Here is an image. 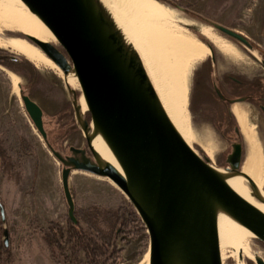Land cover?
Segmentation results:
<instances>
[{"label": "water", "instance_id": "water-1", "mask_svg": "<svg viewBox=\"0 0 264 264\" xmlns=\"http://www.w3.org/2000/svg\"><path fill=\"white\" fill-rule=\"evenodd\" d=\"M22 1L62 50L23 34L25 41L39 49L65 77L73 75L80 85V97L70 86L69 93L87 148L71 147L70 156L48 144L43 109L19 87L27 114L62 164L68 218L78 223L70 177L73 172H83L110 180L129 200L150 237V264H223L221 214L264 244V212L228 183L242 178L250 196L264 207V190L242 170V146L232 145L225 164L216 166L185 141L169 118L139 52L117 26L108 7L101 0ZM151 1L172 17L163 1ZM208 26L251 47L248 39L227 27L212 22ZM185 27L200 31L195 25ZM2 61L18 58L1 56ZM97 140L119 171L95 150ZM0 215L2 245L8 251L11 240L3 206ZM238 259L243 262L241 254ZM254 264H264L258 252L254 253Z\"/></svg>", "mask_w": 264, "mask_h": 264}, {"label": "rangeland", "instance_id": "rangeland-1", "mask_svg": "<svg viewBox=\"0 0 264 264\" xmlns=\"http://www.w3.org/2000/svg\"><path fill=\"white\" fill-rule=\"evenodd\" d=\"M161 1L171 11L170 21L173 25L201 42L191 30L185 27L186 24L196 25L208 40L219 47L227 45L228 41L221 38L217 31L211 29L208 23L212 22L221 26H224L223 23L227 25L234 23L236 27V21L231 20V17L247 12V5L243 1V4H236L234 0ZM229 2L232 4L229 5ZM248 4L253 13L247 14L249 22L246 19L241 20L243 26L239 25V29L249 27L251 17L256 19L257 16L262 15L261 3L255 8L253 4ZM176 8L183 10L179 11ZM231 13L232 16L229 17L228 14ZM223 15H227L229 19H225ZM251 28L253 29L252 26ZM9 33L22 34L1 28L0 42L6 44L12 37ZM53 44L59 47L57 41ZM220 48L225 49L223 51L230 50L229 48ZM0 51L6 52L1 56L12 55L18 60L23 59L22 56L13 55L14 52L3 45H0ZM202 62L190 64L187 70L189 95L186 126L189 132L197 138V142H192L191 146L199 154L209 156L216 166H223L220 161L221 157L229 151L227 144L208 123L200 120L198 116L194 118L189 108L194 73ZM10 64V61L0 62V149L6 157H9L12 164L10 172L4 171L1 161L3 156H0V201L3 203L11 240V248L8 250L10 256L2 255L0 264H62L58 263L57 256H54L48 243L43 239L44 233H48V225L51 222L59 223L64 229V233L67 232L69 218L62 187V164L52 155L27 114L18 89L19 85L22 86L24 93L30 96L45 112L48 122L47 130H57L52 143L62 137L59 147L54 146L56 150L67 149L63 148L64 144L82 148L86 145L85 136L76 123L72 97L65 76L56 65L53 68L37 67L39 74L34 84L30 85L28 73L23 71L17 75L9 69ZM70 87L76 91L78 97L81 96L78 81L74 87ZM67 117L68 122L64 120ZM85 117L90 120L88 113ZM243 120L244 122H239V124L241 129L243 128L244 135V162L247 156L251 157L264 177L263 120L256 110H252L247 118L244 113ZM70 126H72L71 129ZM70 188L76 209L85 210L97 206L116 210L128 208L130 204L121 190L110 180L87 173L73 172L70 177ZM0 225L2 238V222ZM133 227L134 229L131 228L129 231L135 233L136 227ZM142 227L145 228L144 224ZM115 246L120 251L118 264L151 263L150 237L146 228L138 235H129L124 230L119 231L115 238ZM224 251H222L224 264H254L255 252L264 258V247L253 237L247 238L243 243V252H241L243 262H239L232 249ZM62 255H65L70 261L76 262V258L77 261L85 262L84 252L78 251L74 255L70 247L62 251Z\"/></svg>", "mask_w": 264, "mask_h": 264}, {"label": "bare ground", "instance_id": "bare-ground-1", "mask_svg": "<svg viewBox=\"0 0 264 264\" xmlns=\"http://www.w3.org/2000/svg\"><path fill=\"white\" fill-rule=\"evenodd\" d=\"M101 1L108 7L127 40L139 52L169 118L191 146L192 142H197V138L189 132L186 126L189 95V83L186 75L190 64L206 59L209 55L208 48L194 36L188 35L173 25L169 16L151 0ZM1 28L30 35L41 41L56 42L52 34L31 14L22 0H0ZM0 45L26 58L38 68L56 67L39 49L24 39L11 37L6 44L0 42ZM65 81L68 86L74 87L77 80L73 75H70L65 77ZM82 108L83 111H86L83 100ZM233 112L238 122L243 123L242 109L236 106L233 108ZM94 148L107 163L117 168L99 140L94 143ZM243 163V172L253 179L259 189H263L264 177L253 159L247 156ZM117 170L119 171L118 168ZM228 183L239 195L264 212V207L257 204L250 196L242 178L230 179ZM219 231L223 264L224 253L222 251L230 248L238 258L243 252V243L246 239L254 237L225 214L219 216Z\"/></svg>", "mask_w": 264, "mask_h": 264}, {"label": "flooded vegetation", "instance_id": "flooded-vegetation-1", "mask_svg": "<svg viewBox=\"0 0 264 264\" xmlns=\"http://www.w3.org/2000/svg\"><path fill=\"white\" fill-rule=\"evenodd\" d=\"M231 30L243 35L234 29ZM191 31L205 43V46L209 50V55L194 73L190 96V112L194 115V118L198 116L200 120L208 123L227 144L229 151L221 157L220 161L223 165L234 144H240L242 146L243 163L245 156L244 135L233 112V108L236 106L241 107L246 118L252 113V110H256L264 123V47L252 42L245 35L243 36L251 42V47L243 45L218 32L221 38L228 41L227 45H222L220 47L229 48L230 50L226 49V51H223L225 49H221L215 43L208 40L201 30L199 32ZM9 35L21 38L18 36L19 33H9ZM5 53L6 52L0 51V57ZM13 55L17 54L14 53ZM22 58L26 59L24 57ZM20 61L21 60L11 63L16 64L20 63ZM32 65L37 69L34 64ZM19 87L21 91L24 92L22 86L19 85ZM46 117L44 112L43 121L48 144L53 148L54 146L58 148L60 138L62 137H57L59 140L53 141L54 144L52 143V140L55 138V131L57 130H47L48 122ZM64 120L66 122L69 121L68 117ZM71 128L72 126H70V129ZM71 147L74 146H67L64 144L63 148L67 149L63 151L61 149H54L64 156H70L69 149ZM85 148H87L86 145L81 149ZM87 155L91 156L89 151H87ZM260 245L264 247V244L260 243Z\"/></svg>", "mask_w": 264, "mask_h": 264}, {"label": "trees", "instance_id": "trees-1", "mask_svg": "<svg viewBox=\"0 0 264 264\" xmlns=\"http://www.w3.org/2000/svg\"><path fill=\"white\" fill-rule=\"evenodd\" d=\"M21 38L26 39L22 34ZM27 40V39H26ZM59 49H61L59 47ZM62 50V49H61ZM8 66V65H6ZM9 69L16 74H21L23 71L28 73L30 85H33L37 79V69L26 59H22L20 63H11ZM0 156H3L2 169L10 172L12 164L9 157L4 155L0 149ZM3 203L0 201V207ZM76 218L78 223L74 224L70 219L67 220V232L57 222H51L48 225V233H44L43 239L48 243L54 256H57L58 263L62 264H118L120 251L115 246V238L117 233L124 230L129 235H138L145 231L142 227L143 223L134 207L129 204L128 208L124 209H106L102 207L92 206L88 209H76ZM1 224V219H0ZM135 233L129 231L134 229ZM1 239V225H0ZM70 247L72 253L76 255L78 251H83L85 262L70 261L62 251ZM4 254L10 256V251L5 252L2 248L0 240V257Z\"/></svg>", "mask_w": 264, "mask_h": 264}, {"label": "crops", "instance_id": "crops-1", "mask_svg": "<svg viewBox=\"0 0 264 264\" xmlns=\"http://www.w3.org/2000/svg\"><path fill=\"white\" fill-rule=\"evenodd\" d=\"M236 1V4H243L245 2L246 8H247V12L244 14L242 13L241 15L238 16H232L231 14H228L229 17H231V20L236 21V28L234 23H231V25H227L225 23H223V25L225 27L234 29L240 33H242L243 35H245L249 40H251L252 42L264 47V0H234ZM243 1V3H242ZM253 4V7L255 8V6H259V4L261 3V13L262 15L257 16V18L255 19L254 17H251V22H250V26L249 27H245V28H241L239 29V25L243 26L242 21H244V19H246L249 22V14L250 12L253 13V10L250 8V6H248L249 4ZM229 5L232 4L231 2L228 3ZM227 4V5H228ZM223 17H225V19H229L227 18V15H223ZM251 26L253 27V29L251 28ZM250 28V29H249Z\"/></svg>", "mask_w": 264, "mask_h": 264}]
</instances>
